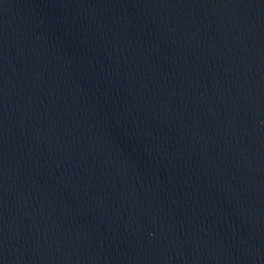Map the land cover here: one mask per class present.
Here are the masks:
<instances>
[{"label": "water", "instance_id": "obj_1", "mask_svg": "<svg viewBox=\"0 0 264 264\" xmlns=\"http://www.w3.org/2000/svg\"><path fill=\"white\" fill-rule=\"evenodd\" d=\"M0 227L264 264V0H0Z\"/></svg>", "mask_w": 264, "mask_h": 264}]
</instances>
